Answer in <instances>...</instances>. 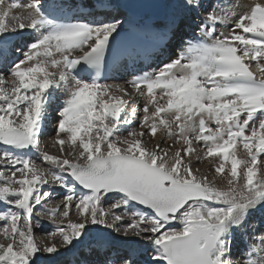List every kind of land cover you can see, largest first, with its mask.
Returning a JSON list of instances; mask_svg holds the SVG:
<instances>
[{
  "label": "snow or ice",
  "instance_id": "1",
  "mask_svg": "<svg viewBox=\"0 0 264 264\" xmlns=\"http://www.w3.org/2000/svg\"><path fill=\"white\" fill-rule=\"evenodd\" d=\"M134 8L158 11H107ZM233 8L0 0V264H240L236 233L259 237L243 264H264V224L250 222L264 210V0ZM130 30L149 51L116 65ZM34 217L53 225L44 239Z\"/></svg>",
  "mask_w": 264,
  "mask_h": 264
},
{
  "label": "rangeland",
  "instance_id": "2",
  "mask_svg": "<svg viewBox=\"0 0 264 264\" xmlns=\"http://www.w3.org/2000/svg\"><path fill=\"white\" fill-rule=\"evenodd\" d=\"M229 2L231 3V4H233L234 5V8H233V10L235 11V12H237L239 9H241V8H245L246 10H247V7H248V5L250 4V2H251V0H229ZM239 5V7H235V5ZM237 10V11H236ZM242 10V9H241ZM241 10H239V11H241ZM238 11V12H239ZM195 27H196V25L195 24H193ZM59 94V93H58ZM59 96V98H60V95H58ZM55 111V110H54ZM58 113V112H57ZM57 113L55 114V115H57ZM58 119V118H57ZM139 122V121H138ZM56 123H57V120H56ZM56 123H52V121H50L49 122V124H48V127H47V130H48V133L49 134H47L46 136H44L43 137V143H44V145L46 146V148H47V150L51 153V154H53V155H58L59 154V149H58V146H56V147H53L52 146V143H51V137H53L54 136V134L55 133H53V127H56ZM139 124V123H138ZM138 124L136 123V125L134 126V127H136V126H138ZM53 125V126H52ZM50 130V131H49ZM52 130V131H51ZM126 134V133H125ZM48 138V139H47ZM161 144H162V146H167V145H170V144H172V141H168L167 142V145L166 144H164L162 141H161ZM178 146V145H177ZM240 155L241 156H243L244 155V153H243V150L241 149L240 150ZM37 160L39 161V158L37 157ZM200 167H201V170L202 171H205L207 168H208V165H207V162L205 161L203 164H201L200 165ZM213 177H212V174H211V172H209V179H212ZM217 180H219V177H217ZM35 218H39V217H35ZM41 221H42V223H40L41 224V227H39L40 229H41V231H36L37 232V239H44V232H46V231H48V230H45L44 231V229L42 228L43 227V222L44 221H48V220H43V219H41V218H39ZM72 219L73 220H75L76 219V217H72ZM250 222H252V223H256V224H264V222H262V221H259V215L257 214V212H255L251 217H250ZM48 223L50 224V228L52 227V224H51V222L50 221H48ZM46 224V223H45ZM250 231V233H251V230H249ZM41 237V238H40ZM238 237H239V246H238V251H239V253H237V254H235L234 256H233V258L234 259H236V260H239L240 261V264H243V260H244V256H245V249H246V244H249V245H251L252 243H258L259 242V237H254V238H248V239H246V238H244V237H242L241 236V234L239 233V235H238ZM3 239H4V237H3ZM5 240V239H4ZM0 243H1V239H0ZM53 258H58V257H44V260H50V259H53ZM45 262V261H44Z\"/></svg>",
  "mask_w": 264,
  "mask_h": 264
},
{
  "label": "bare ground",
  "instance_id": "3",
  "mask_svg": "<svg viewBox=\"0 0 264 264\" xmlns=\"http://www.w3.org/2000/svg\"><path fill=\"white\" fill-rule=\"evenodd\" d=\"M24 1H26V0H24ZM118 1H120V0H117L116 2H118ZM242 9V10H241ZM241 9H239V10H241V11H237L236 13H237V16L239 15V14H242L244 11H246V9L245 8H241ZM195 31V27H194V25H192L189 29H188V32L189 33H195L194 32ZM188 37H190V35H187ZM24 39L25 40H27V39H29V37L28 36H25L24 37ZM127 78H130V77H127ZM58 95H60V94H56V97L54 98V102L52 103V105H51V107H50V116H49V122L50 121H52V123H56V120H57V118H58V116L57 115H55L58 111H59V109H60V107H61V105H62V99L61 98H59V96ZM55 110V111H54ZM136 123L138 124L139 122H138V120L136 121V122H134V125H133V127L136 125ZM53 126V125H52ZM54 129H53V133H55V127H53ZM50 131V130H49ZM52 131V130H51ZM48 133V130H46V134ZM45 134V135H46ZM158 136H159V134H158ZM48 139V138H47ZM178 147V146H177ZM203 170V169H202ZM260 212H263V214H264V210H259V213ZM259 218H260V221L262 220V219H264V216H262L261 214L259 215ZM35 220H40L39 218L37 219V218H35L34 217V222H35ZM43 220H46V219H43ZM40 223H42V221L40 220ZM46 223V224H45ZM43 229H44V231L45 230H51V228H50V224L48 223V221H44L43 222V227H42ZM36 231H41V229L40 228H37L36 229ZM238 235H239V233H236V235H235V237H234V239H233V243H232V257L235 255V254H237V253H239V251H238V246H239V237H238ZM41 238V237H40ZM0 239H1V243H6V241L3 239V236L2 235H0ZM245 251H247V249L245 250ZM63 258H65V257H58L57 259L56 258H53V259H48V260H44L45 261V264H59V262L63 259Z\"/></svg>",
  "mask_w": 264,
  "mask_h": 264
},
{
  "label": "water",
  "instance_id": "4",
  "mask_svg": "<svg viewBox=\"0 0 264 264\" xmlns=\"http://www.w3.org/2000/svg\"><path fill=\"white\" fill-rule=\"evenodd\" d=\"M127 4H141V3H157L159 0H126ZM129 11L132 12H137L139 14L145 15V14H150L155 16L156 12L158 10L156 9H144V8H134V9H128Z\"/></svg>",
  "mask_w": 264,
  "mask_h": 264
}]
</instances>
